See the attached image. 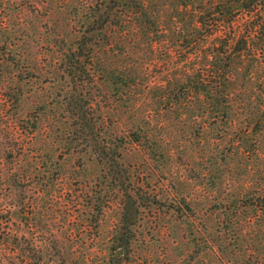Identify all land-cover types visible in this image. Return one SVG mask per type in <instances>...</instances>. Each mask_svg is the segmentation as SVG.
<instances>
[{"label": "rangeland", "instance_id": "obj_1", "mask_svg": "<svg viewBox=\"0 0 264 264\" xmlns=\"http://www.w3.org/2000/svg\"><path fill=\"white\" fill-rule=\"evenodd\" d=\"M95 3L0 0V25L4 27L0 34V264H214L213 255L217 253L209 248L215 239L208 234L200 238L203 252L198 254L199 250L193 248L197 242H192L187 229L200 223L214 225L210 207L219 195L210 187V178L214 177L208 157L212 133L203 110L196 108L194 96H190L189 108L198 113L190 116L183 114L184 107L167 109L169 105L159 97V91L168 75L185 69L192 73L201 53H207L216 42L209 36L211 31L227 25L212 24L203 29L205 36L199 37L195 49H187L181 41H170L176 39L182 26L176 23V13L186 11L183 19L195 29L197 13L209 8L225 12L226 0H144L143 8L158 22L156 33L146 37H141L138 30L135 9L130 11L123 3L118 9L116 0L102 2L106 10L114 7L111 13H126L117 22L106 20L102 13L94 17ZM84 14L93 17L97 32L88 53L95 81L92 84L85 78L87 86L82 87V95L94 101L104 141L125 139L119 154L111 157L121 166L119 179L128 181L127 188L133 193L129 201L113 187L96 220V216H86L85 196L90 190L104 191L110 177L101 176L104 170L85 153V142L68 118L67 97L75 92L77 83L65 79L62 72L64 53L86 28L80 23ZM240 14L237 27L242 30L264 20L260 9L250 16ZM80 16L84 18L79 20ZM258 36L264 39V29ZM147 37L150 43L144 42ZM115 70L127 75L121 92L111 90L106 82L105 72ZM255 89L252 100L259 91ZM45 101L49 103L48 112L41 114L40 136H51L55 144L53 171L42 179L29 176L19 181V143L16 151L10 150V132H18L14 122L19 123V112L37 115ZM49 126L53 127L51 133ZM144 132L153 138L146 145ZM133 134L141 141H132ZM21 189L24 205L19 211ZM178 197L186 199L195 213H175L172 203L179 201ZM44 198L48 200L45 204ZM35 201L36 205L29 204ZM127 204L134 205L131 210H135V218L127 224L132 227L128 251L121 253L116 248L112 251L111 245L120 236ZM13 209L17 211L15 216L10 213Z\"/></svg>", "mask_w": 264, "mask_h": 264}, {"label": "trees", "instance_id": "obj_2", "mask_svg": "<svg viewBox=\"0 0 264 264\" xmlns=\"http://www.w3.org/2000/svg\"><path fill=\"white\" fill-rule=\"evenodd\" d=\"M105 1L96 0L95 7L92 9L93 16L99 17V13H102L106 20L113 18L120 22L118 19L126 13L122 10L111 13L114 7L106 10V7H102V2ZM116 1L118 9H122L121 3H123L130 11L136 10L134 13L138 17L135 21L138 24L137 27L140 26L138 30L141 37L156 33L157 18L154 14L145 11L142 5L144 0ZM224 6L225 12L209 8L208 11L205 9L202 13H197L194 27L197 24L199 27L195 29L189 28L188 23L183 19L186 11L176 13V23L182 26L178 28L176 39L170 41H181L187 49L194 50L199 37L205 36L203 29L210 28L212 24H227V27L223 25V28L211 31L209 36H214L216 42L207 53H201L198 67L192 69V73L190 69H185L165 77L166 83L165 86L162 85L159 97L165 98V103L169 105L167 109L176 110L184 107L183 114L193 116L198 113L189 108L190 96H194L196 108L199 111L203 110L201 113L206 116L210 133H212L213 143L208 157L214 168L211 177H214L210 178V187L219 196L210 207V213L214 216V225L207 226L200 223L198 227L187 226L192 242H197L193 243V248L199 250L198 254L203 252L198 241L208 234L211 235V239H215L209 248L210 251L217 253L213 255L214 264H264V39L258 36L264 29V20L257 25L248 26L246 30L237 27L238 16L242 15L240 13L245 12L250 16L258 9L264 12V0H226ZM86 12L85 10V14ZM84 17L80 23L86 28L79 33L73 46L64 53L62 72L65 79H71L73 83H77L74 86L75 92L67 97L68 118L73 120L75 130L79 131L85 142L87 148L85 153L93 156L95 166L104 170L101 176L110 177L107 180L110 181L109 187H106L104 191L97 193L95 190H90V193L85 196V199H88L86 216L88 219L96 216L94 218L96 220L108 203L109 194L114 188L120 190L123 197L129 201L133 193L128 189L130 183L119 179L121 166L111 157L113 154H119V148L125 144V139L119 137L117 143L104 141L100 131L99 114L93 105L94 101L82 95V87L87 86L85 78L92 84L95 81V71L92 70L91 63H88V53L92 51V39L97 32L93 26V17L86 15ZM83 18L80 16L79 20ZM3 28L0 25L1 35H3ZM135 36L139 37L138 33H135ZM1 40L0 38L2 44ZM150 41L147 37L144 42L150 43ZM105 74L110 89L121 92V84L127 75L117 70L106 71ZM255 86L259 91L252 100ZM21 100L19 95V103ZM48 104V101L42 102V111L37 115H23L19 112V123L14 122L18 132H10L12 137H9V142L12 143L10 150L16 151L19 143V181L29 176L32 178L40 176L42 179L53 171L52 158L55 144H52L51 136L46 139L40 136L42 131L40 124L43 120L41 114L48 112ZM11 127L12 125L9 128ZM51 128L53 129L52 126L48 127L49 133L52 131ZM16 134L17 138H14ZM133 138L132 141L135 143L141 141L138 135L133 134ZM142 138L145 140V145L153 139L146 132L143 133ZM41 167H43L42 170ZM121 178H125V175L122 174ZM222 191L224 195L220 197ZM23 194L22 189L19 190V206L17 205L19 211L24 205ZM12 198L13 196L9 200L10 204L13 202ZM43 200L44 204L48 201L45 198ZM32 203L37 204L36 201L29 204L33 205ZM172 204L175 206L173 209L175 213H186V211L195 213L184 198H179V201L175 200ZM133 206L127 204L123 207V219L118 231L120 236L117 239L115 237L111 245L112 251L115 248L121 253L128 251L130 240L128 233L132 232V227L127 224L131 218H135V210H131ZM198 211L202 213L200 209ZM10 213L17 215L15 209Z\"/></svg>", "mask_w": 264, "mask_h": 264}]
</instances>
